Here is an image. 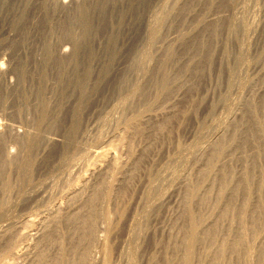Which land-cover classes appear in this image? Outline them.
<instances>
[{
	"label": "rangeland",
	"instance_id": "obj_1",
	"mask_svg": "<svg viewBox=\"0 0 264 264\" xmlns=\"http://www.w3.org/2000/svg\"><path fill=\"white\" fill-rule=\"evenodd\" d=\"M160 14L161 25L154 21ZM163 64L170 76L161 96ZM253 106L264 130V0H0V164L15 161L2 171L15 189L0 216V264H36L39 257L52 264L60 256L70 264L87 215L95 219L92 244L79 264H102L106 242L109 264H164L165 257L180 264L172 246L185 190L199 181L216 144L229 145L201 182L204 207L217 210L211 216V208L195 207L206 220L201 230L216 224L244 171L264 181ZM30 135L35 166L25 175L16 170L24 160L18 140ZM224 168L232 187L213 207ZM256 183L250 207L258 202ZM243 200L239 190L233 202ZM104 212L117 225L110 233ZM229 224H218L215 247L241 229L239 221ZM260 234L250 240L252 253L264 246ZM207 247L196 252L208 253V264L214 254ZM226 261L239 263L229 253Z\"/></svg>",
	"mask_w": 264,
	"mask_h": 264
},
{
	"label": "bare ground",
	"instance_id": "obj_2",
	"mask_svg": "<svg viewBox=\"0 0 264 264\" xmlns=\"http://www.w3.org/2000/svg\"><path fill=\"white\" fill-rule=\"evenodd\" d=\"M193 1V0H192ZM212 1V0H211ZM197 3V1H196ZM209 4V2H208ZM189 7V6H188ZM213 7V6H212ZM224 7V6H223ZM42 7H40L41 9ZM43 12L45 11L44 9H42ZM37 11V10H36ZM207 11V10H206ZM178 16V15H177ZM155 22H157L158 24L161 25V23L166 20L165 19V16L163 15H157L155 18H154ZM21 23V22H20ZM156 23V24H157ZM196 23V22H195ZM200 23V22H199ZM215 26V25H214ZM210 27V26H209ZM216 29H217V26H215ZM207 28V27H206ZM214 29V28H213ZM208 30V29H207ZM23 32V31H22ZM217 33V31H216ZM70 37V36H69ZM68 37V38H69ZM207 37V36H206ZM212 37V36H211ZM153 40V38H152ZM200 40V39H199ZM152 42V41H151ZM201 41H199L200 43ZM77 43V42H76ZM198 43V44H199ZM201 44V43H200ZM205 44V43H204ZM193 45V44H192ZM75 47V46H73ZM223 47V46H222ZM76 48V47H75ZM200 48V47H199ZM169 49H167L168 51ZM199 50V49H198ZM205 51V50H204ZM209 51V49H208ZM46 52V51H45ZM165 52V51H164ZM173 52V51H172ZM210 52V51H209ZM166 53V52H165ZM164 54V53H163ZM174 54V53H172ZM179 54V53H178ZM198 54V53H197ZM170 55L171 53L170 52H167L166 54V64L169 62L170 63ZM200 55V53H199ZM205 55V54H204ZM203 55V56H204ZM208 56V55H207ZM173 57V56H172ZM171 57V58H172ZM194 57V56H193ZM206 57V56H205ZM143 58V57H142ZM163 58V57H162ZM210 58V57H209ZM70 59V58H68ZM193 59V58H192ZM170 60V61H169ZM198 60V59H197ZM46 61V60H45ZM71 60H69L70 62ZM172 62V61H171ZM207 62V61H206ZM205 62V63H206ZM209 62V61H208ZM163 63V62H162ZM2 64V63H1ZM21 64V63H20ZM7 65V64H6ZM60 65V64H59ZM62 65V64H61ZM164 65L163 64V67L161 69V74H162V79L160 81V83H158V86L159 87V91H158V95H163L166 91H167V87H168V77L170 76V74L168 75L167 72H166V69H164ZM170 65V64H169ZM188 65V64H186ZM24 66V65H23ZM63 66V65H62ZM60 66L63 70V67ZM18 67L20 69H18ZM16 68L17 71H19V76L20 78H24L25 77V72H24V68L22 69L21 66H18ZM50 67V66H49ZM189 67V66H188ZM197 67V66H195ZM59 69V67H58ZM195 69V68H194ZM42 70H46L45 69V66L42 67ZM36 71V70H35ZM41 71V69H40ZM169 71V70H168ZM64 72V70H63ZM182 72V71H181ZM192 72V70H191ZM196 72V71H195ZM199 72V71H198ZM197 72V73H198ZM18 73V72H17ZM46 73V72H45ZM66 73V71H65ZM194 74V72H193ZM199 74V73H198ZM27 75V74H26ZM35 75V74H34ZM172 75V74H171ZM197 75V74H196ZM178 77V76H177ZM197 77V76H196ZM40 78V77H39ZM177 79V78H176ZM172 82V81H171ZM174 82V81H173ZM174 84V83H173ZM169 88V87H168ZM171 88V87H170ZM170 90V89H168ZM169 92V91H168ZM167 93V92H166ZM158 97V96H157ZM41 99V98H40ZM156 99V97H155ZM45 100V99H44ZM23 101V100H22ZM156 102V101H155ZM43 105H44V102H42ZM42 105V104H41ZM45 106H46V102H45ZM44 106V107H45ZM191 106V105H190ZM47 107V106H46ZM193 107V106H192ZM48 108V107H47ZM55 108V107H54ZM54 110V109H53ZM58 110V109H57ZM187 110H189L187 108ZM55 111V110H54ZM250 117L252 118L251 119V122L254 123V126L256 124L257 126V130H258V134L260 136V138L262 139V141H264V130L263 128L261 127V125L259 124L258 120H257V116H256V110L253 107L250 108ZM56 112V111H55ZM42 113V112H41ZM46 113V111H45ZM45 113H42L40 114L39 116V120H41V123L43 122H46V120L48 119V116H46L47 114ZM49 114V113H48ZM50 115V114H49ZM139 115V114H138ZM136 116V115H135ZM137 117V116H136ZM47 118V119H46ZM50 118V117H49ZM180 122V121H179ZM135 123L136 122V119L135 118H132V122L130 123L131 126H134L135 127ZM178 125H180L178 123ZM137 126V125H136ZM139 128V127H138ZM135 129V128H134ZM140 129V128H139ZM136 131V130H135ZM139 132V131H138ZM251 132H254V130L250 131V134L252 136V138H255L256 137V134L255 133H251ZM137 133V132H136ZM31 134V133H30ZM142 134V133H141ZM140 135V134H139ZM29 136V134H28ZM21 137V136H20ZM35 137V135H34ZM23 138V137H22ZM250 138V139H252ZM37 139V138H36ZM224 139V138H223ZM227 139V138H226ZM229 139V140H228ZM227 140L232 142L234 141L235 137H234V134L232 135V137H229ZM36 141L33 136L30 135V137H27V138H23V140L19 139L18 142H20L24 148V151L21 153V155L23 156V158H21L23 161H19L22 163L20 166H18V168L16 169L19 173L21 174H25V175H29L31 173V170H33L34 166H35V154L34 151L35 148H37L36 146ZM53 141V140H52ZM226 141V140H225ZM220 141L218 144H216L215 147H213V153L211 154V156L207 159L208 160V163H206L208 166H206L207 168L205 169V171L203 173H200L201 176L199 181L197 180L196 182L193 181V182H189V184L187 185V188H186V196H185V199H184V203H183V206H184V210H183V214H182V226L180 227V230L178 233V235L176 236V240L174 239L175 243L174 245L172 246V249L174 252H176L177 254H179L180 256V264H194V261H195V254L197 255L198 254V257L199 255H202L201 253H203L202 256H200V262L197 257L196 259V263L195 264H207V262H205L206 260V255L208 254V249L209 247H207V252L205 250V253L207 254H204V252H200L197 253L196 252V248H197V245L200 244H208L210 245V249L209 251L211 252V248H213L214 244L216 242V239H218V235H219V225L218 224H229V223H233V221H239V225L241 226V229H239L237 235L235 236L234 240H232L230 243H227V242H224V239H221L223 240V242L219 243V239L217 240L218 241V244L219 245H216L217 250H216V254L213 253V250L212 251V255L213 259L212 260H209L210 262L208 264H228L226 263L227 261V254L229 253L230 254V258L231 256L235 258V260L237 262H239L240 264H264V246L263 247H260L259 249H257V251L255 252L256 253V257L255 260L253 261V259L250 257V255H252L253 257V253L251 252L252 251V241L255 240V238L257 237L258 239H261L259 238V234H260V231L261 229L264 230V181L263 180H256L255 179V175H254V170H246L243 172L242 176H241V179L240 181L238 182V184L236 185L235 189L234 187L231 188L229 183H230V177L229 176V171L227 172V168H224L223 170H225L226 172H223V175L221 173V179L219 180V183L217 184V189H218V192H217V199L213 201V207H218L221 203H223V199H224V194L226 193V190L227 188H231L232 189V193L230 194L231 196L229 197L228 199V202L224 200L225 204L227 202V205H223L224 206L222 208V211L221 213L219 212V219L217 220L216 224L213 225L212 227L210 228H207V229H204V230H201L202 229V223L205 224L206 220L205 218L201 217V215H199L198 213L201 212L199 210V212L197 213V210L198 208L200 207L199 205L202 204L201 206L204 207V202H206V198H199V194H201L199 191L200 188H201V182L205 180H207L208 178V173L211 172V170H213V172L215 171L213 168L212 169V160L214 162V159H219L221 158V155L222 153H224V151L226 150L227 146L229 144H227V141ZM56 142V141H55ZM54 142V143H55ZM229 143V142H228ZM3 144V143H2ZM4 146V145H3ZM15 146V145H14ZM60 146V145H59ZM1 147V146H0ZM257 148V147H256ZM18 152V151H17ZM259 153V152H258ZM34 155V156H33ZM98 155V153H97ZM99 155H103L102 152H99ZM98 155V157H99ZM21 156V157H22ZM257 156V155H256ZM20 157V155H19ZM13 160V159H12ZM220 160V159H219ZM15 162V161H14ZM14 162H11V161H3L2 164H0V216L2 215V211L5 209V207H7L6 205H8L9 203L7 202L8 199V193L12 190V189H15L14 185H12L13 183L11 182V180L9 179V176L8 175H4V172H2L4 170V168L7 166V165H12L14 164ZM18 162V161H17ZM19 162V163H20ZM217 162V160H216ZM1 163V162H0ZM215 163V162H214ZM216 165V164H215ZM253 165V164H252ZM261 165V164H260ZM214 166V165H213ZM215 167V166H214ZM261 167V166H260ZM10 168V167H7V169ZM256 168V167H255ZM10 170V169H9ZM16 171V172H17ZM203 171V170H202ZM20 174V175H21ZM210 175H212L211 173H209ZM233 174V173H232ZM231 175V173H230ZM30 177V176H29ZM210 179V178H209ZM28 181V180H27ZM254 181H257V185H256V188H255V193L257 195V199H258V202L256 206L254 207H250L251 205L250 202L248 200L249 199V196L254 192L252 191V188L254 186ZM15 183V182H14ZM204 184H202L203 186ZM18 186V185H17ZM209 186V185H208ZM205 187V186H204ZM213 188V187H212ZM203 189V187H202ZM234 189V190H233ZM254 189V188H253ZM239 190H242V193L244 194V200L243 202H241L240 204H237L235 202H233V199H236L237 198V194L239 192ZM13 191V190H12ZM12 191L10 193H12ZM203 191V190H202ZM204 191H207L206 189ZM209 191V190H208ZM208 194H210V192H208ZM108 192V191H107ZM206 194V192H205ZM206 195V197L208 196V199L209 200V195ZM204 195V194H203ZM202 196V194H201ZM10 197V195H9ZM94 197H97L96 195H94ZM95 199V198H94ZM211 201V200H210ZM216 201V202H215ZM209 201H207L206 204H209L211 205L210 203H208ZM215 202V203H214ZM249 202V204H248ZM8 203V204H7ZM204 203V204H203ZM198 205V208L196 210V206ZM207 207V208H206ZM209 206H205L204 208L206 209H209L208 213L207 211H203L206 212L208 215L209 213L211 212L212 209H215L216 208H212V207H209ZM221 207V206H220ZM200 209H202L200 207ZM205 209V210H206ZM93 212V209L91 210ZM217 211V210H216ZM215 213V211H212ZM212 212H211V216H212ZM203 213V212H202ZM204 213V214H206ZM201 214V213H200ZM206 214V216H207ZM103 216H105V220L108 221L109 223V230H108V233L112 232L114 229H116L117 225H111L110 224V221H109V214H105L102 213ZM124 215V210H119L117 212V217L118 219H121ZM204 216V217H206ZM207 219V217H206ZM203 220H205V222H203ZM208 220V219H207ZM225 221H228V223H225ZM249 221V222H248ZM246 222H248V226H246ZM81 223L83 224V226L81 227V233H80V237L78 239V242L73 245L70 249V253H71V256L75 257L76 260L72 261L70 264H79L83 259L86 258L87 254H88V249L90 247V245L92 244V241H91V234H90V230L91 228L93 227L94 223H95V219L92 218L91 216L87 215L85 218L82 219ZM230 225V224H229ZM228 225V226H229ZM235 224H232L231 226H233ZM229 226V230H230V227ZM227 227V225H226ZM234 227V226H233ZM237 228V226H236ZM222 229V228H221ZM227 229V228H226ZM233 229V228H232ZM231 229V230H232ZM238 229V228H237ZM234 230V229H233ZM227 233L231 234L232 232L231 231H227ZM233 233H236L233 231ZM259 233V234H258ZM262 233V232H261ZM229 234V235H230ZM228 235V236H229ZM251 236V237H249ZM261 236V234H260ZM48 237V236H47ZM231 237V236H230ZM264 237V236H263ZM49 238V237H48ZM51 238V236H50ZM54 238V237H52ZM51 238V239H52ZM257 238L255 241H257ZM252 239V241L250 242V240ZM262 240V239H261ZM56 241V240H55ZM63 241V239H62ZM226 241V240H225ZM256 243V242H255ZM253 243V244H255ZM260 243V242H259ZM257 243V245L259 244ZM63 244V243H62ZM213 244V245H212ZM58 245H59V242H58ZM212 245V246H211ZM262 246V242L260 244ZM61 247V244L60 246ZM205 247V246H204ZM204 247H201L202 249ZM215 247V246H214ZM215 247V248H216ZM255 247V246H254ZM253 247V249H254ZM257 247V246H256ZM64 249V248H63ZM198 249V248H197ZM206 249V248H204ZM203 249V250H204ZM101 251H102V264H109L110 262V257H111V247L109 246L108 242L106 243H103V245L101 246ZM180 252V253H179ZM209 252V253H210ZM69 253V255H70ZM63 254V253H62ZM255 255V254H254ZM195 256V257H194ZM208 256V255H207ZM209 257H210V254H209ZM208 257V258H209ZM179 258V257H177ZM251 258V259H250ZM229 259V257H228ZM207 260V261H208ZM38 262L36 264H43L44 262V259L42 257H39ZM43 261V262H42ZM68 261V260H67ZM70 261V260H69ZM198 261V263H197ZM238 263V264H239ZM52 264H68L65 259L63 258V256H60L59 258H56L55 260H53V263ZM164 264H168V258L165 257L164 258Z\"/></svg>",
	"mask_w": 264,
	"mask_h": 264
}]
</instances>
